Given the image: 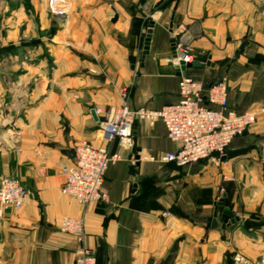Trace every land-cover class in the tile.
I'll return each instance as SVG.
<instances>
[{
  "label": "crops",
  "instance_id": "1",
  "mask_svg": "<svg viewBox=\"0 0 264 264\" xmlns=\"http://www.w3.org/2000/svg\"><path fill=\"white\" fill-rule=\"evenodd\" d=\"M69 1L71 23L60 30L48 18L49 0H0V178L15 177L29 191L19 210H0V264H72L80 244L59 230L62 217L83 219L97 264L264 256V0H180L171 32L174 0ZM150 22L143 55L138 35ZM183 29L191 56L213 64L184 76L204 89L226 79L228 110L255 114L218 165L157 161L178 148L160 121H135L131 148L102 139V123L123 103L157 110L178 101L169 40ZM81 143L119 155L105 170L103 202L82 205L61 193L59 169ZM222 195L238 220L213 229Z\"/></svg>",
  "mask_w": 264,
  "mask_h": 264
},
{
  "label": "built area",
  "instance_id": "2",
  "mask_svg": "<svg viewBox=\"0 0 264 264\" xmlns=\"http://www.w3.org/2000/svg\"><path fill=\"white\" fill-rule=\"evenodd\" d=\"M63 0H49L48 5L56 16L63 10L56 9ZM176 41V62L179 59L191 62V48H183V40ZM179 99L175 104L165 105L157 110L140 108L132 110L126 103L110 111L102 123V139L110 144L117 141L122 148L132 146V126L137 120L150 124L162 122L167 138L176 143V151L166 153L156 160L174 163L178 167L210 160L214 165L231 141L242 135L255 121L253 112L235 113L228 110L227 82L221 79L211 83L206 89L195 79L180 76L178 82ZM260 113H264V106ZM107 145L95 146L90 143L78 144L74 149L71 164L59 169L62 179L61 193L86 205L106 200L103 191L105 170L110 162L119 158L111 153ZM153 160V158H151ZM29 191L15 177L0 178V210H19ZM168 216L169 213H163ZM59 230L73 235L79 242L72 264H97L94 253L85 246L84 223L82 218L62 217ZM233 264H264V258L251 261L239 253H234Z\"/></svg>",
  "mask_w": 264,
  "mask_h": 264
},
{
  "label": "water",
  "instance_id": "3",
  "mask_svg": "<svg viewBox=\"0 0 264 264\" xmlns=\"http://www.w3.org/2000/svg\"><path fill=\"white\" fill-rule=\"evenodd\" d=\"M180 0H174L173 6H172V13L170 16V22L168 26V31L171 32L172 28V20H173V15L175 10L177 9V6L179 4ZM171 1H167L162 5V8H166ZM117 16L114 15V18L112 22L116 21ZM150 27L147 31V35L145 38V43H144V49H143V55H146L148 53L149 49V42L151 38V27L153 25V22H150ZM175 45H176V40L174 38H171L169 40V50H170V59L176 60L177 59V54L175 51ZM242 48V45L241 47ZM212 67L213 64L210 63L209 61H201L198 59H193L191 62H185L182 59H179L178 62L174 65V72L177 76H183L185 74L186 69L189 68H203V67ZM218 210H223V213L220 217H217V212ZM228 208H227V201L225 200L224 195H222L221 200L216 201L215 203V208L211 220L210 227L213 229H219V228H225L228 227L230 224H233L235 221H237V218H232L230 219L229 216L227 215Z\"/></svg>",
  "mask_w": 264,
  "mask_h": 264
},
{
  "label": "rangeland",
  "instance_id": "4",
  "mask_svg": "<svg viewBox=\"0 0 264 264\" xmlns=\"http://www.w3.org/2000/svg\"><path fill=\"white\" fill-rule=\"evenodd\" d=\"M67 3V4H66ZM67 5V6H66ZM56 9H58V10H63L64 12H63V15H61L60 16V18H59V15L58 16H56L54 13H52V11H50L51 9L49 8V5H48V9H47V11H48V15H49V19H54L55 20V27L56 28H60V30L61 29H64V28H66V27H68V25H70V23H71V11H72V9H73V3L71 2V1H69V0H67L66 2H64V0H63V2L61 3H57V7H56ZM35 20L37 21V19L35 18ZM34 20V21H35ZM55 27H53L52 25H50V27H49V32L48 33H50V34H52V33H54L55 32ZM146 35H147V33L144 35L143 33H140L138 36H139V40H138V45L140 46H142V44H143V40L145 39V37H146ZM185 38L184 40H183V48H190V46H189V44H188V42H189V40H188V34L186 33V30L185 29H183V31L181 32V33H179L178 35H176L175 37H173L176 41H179V39L180 38ZM25 38V37H24ZM23 38V39H24ZM137 51V50H136ZM142 52H143V50H142ZM139 57V49H138V51L136 52V54H135V56H132L131 55V58H134V59H136V58H138ZM18 137V136H17ZM234 253H239V254H241L242 256H244L245 258H247V259H249V260H251V261H255V260H258V259H260V258H264V256H261V257H257V258H250V257H247V256H245L244 254H242V253H240V252H238V251H233L231 254H229V261H230V264H233V255H234Z\"/></svg>",
  "mask_w": 264,
  "mask_h": 264
}]
</instances>
